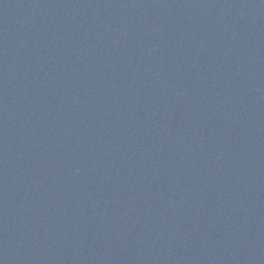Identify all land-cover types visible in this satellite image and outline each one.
Listing matches in <instances>:
<instances>
[{
    "label": "water",
    "instance_id": "water-1",
    "mask_svg": "<svg viewBox=\"0 0 264 264\" xmlns=\"http://www.w3.org/2000/svg\"><path fill=\"white\" fill-rule=\"evenodd\" d=\"M0 264H264V0H0Z\"/></svg>",
    "mask_w": 264,
    "mask_h": 264
}]
</instances>
